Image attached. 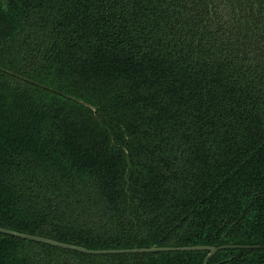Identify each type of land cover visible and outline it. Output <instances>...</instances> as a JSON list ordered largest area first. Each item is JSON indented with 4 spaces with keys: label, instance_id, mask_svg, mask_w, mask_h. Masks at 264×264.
Instances as JSON below:
<instances>
[{
    "label": "trees",
    "instance_id": "16d2710c",
    "mask_svg": "<svg viewBox=\"0 0 264 264\" xmlns=\"http://www.w3.org/2000/svg\"><path fill=\"white\" fill-rule=\"evenodd\" d=\"M0 227L88 249L258 245L207 264H264V0H0ZM207 253L0 233V264Z\"/></svg>",
    "mask_w": 264,
    "mask_h": 264
},
{
    "label": "water",
    "instance_id": "95a60500",
    "mask_svg": "<svg viewBox=\"0 0 264 264\" xmlns=\"http://www.w3.org/2000/svg\"><path fill=\"white\" fill-rule=\"evenodd\" d=\"M66 96V95H64ZM69 97L85 106H88L92 110H94V107L91 105L75 99L70 96ZM0 233L27 239V240H32L44 244H48L54 247H59V248H64V249H69V250H75L81 253L85 254H93V255H98V254H121V253H149V252H158V251H200V250H205L207 251V255L202 262V264H207V260L215 254L217 251L225 248H259L260 246L258 245H221V246H211V245H190V246H148V247H131V248H106V249H88L86 247L72 244V243H64L57 241L52 238H47L44 236H39L35 234H27L24 232L16 231V230H11L8 228L0 227Z\"/></svg>",
    "mask_w": 264,
    "mask_h": 264
}]
</instances>
